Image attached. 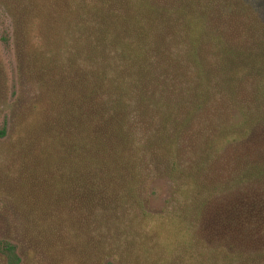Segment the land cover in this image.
<instances>
[{
  "label": "rangeland",
  "instance_id": "rangeland-1",
  "mask_svg": "<svg viewBox=\"0 0 264 264\" xmlns=\"http://www.w3.org/2000/svg\"><path fill=\"white\" fill-rule=\"evenodd\" d=\"M125 3L0 0V264H264V0H195L124 117Z\"/></svg>",
  "mask_w": 264,
  "mask_h": 264
},
{
  "label": "trees",
  "instance_id": "trees-1",
  "mask_svg": "<svg viewBox=\"0 0 264 264\" xmlns=\"http://www.w3.org/2000/svg\"><path fill=\"white\" fill-rule=\"evenodd\" d=\"M194 1L127 0L124 7L120 6L122 12L115 8L111 20L95 22L98 42L104 46V50L113 49L119 75H124L121 80L115 81L114 87L107 85L108 80L103 85L105 89V86L108 89L113 87L107 97L118 98V114L126 116L127 98H158L155 86L161 76H156L154 71L164 64L172 67L178 65L176 42L180 35L179 28L186 39L190 42L193 40V22L197 15L193 9ZM179 3L182 5L179 6ZM124 125L120 124L116 134L122 141L128 137Z\"/></svg>",
  "mask_w": 264,
  "mask_h": 264
}]
</instances>
